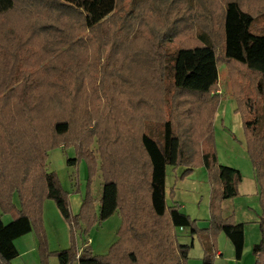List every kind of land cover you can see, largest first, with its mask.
<instances>
[{
	"label": "rangeland",
	"instance_id": "1",
	"mask_svg": "<svg viewBox=\"0 0 264 264\" xmlns=\"http://www.w3.org/2000/svg\"><path fill=\"white\" fill-rule=\"evenodd\" d=\"M239 1L248 10H264V0ZM33 2L15 0L14 9L0 16V120L11 122L8 131L1 135L2 141L7 142L6 146L13 144L23 148L22 152L28 155L34 153V144H38L42 136L40 131L47 130L54 121L41 110V94L36 93L40 92L37 91L40 86L43 87L41 92L48 90L51 78L47 71L52 68L63 82L62 88L55 86L52 92H57L56 95L70 104L68 116L62 120H68L74 128L71 131L79 133L82 139L92 137L89 149L96 168L90 175L86 159L79 158L75 148L60 145L47 152L46 169L55 173L66 193L71 216L79 215L84 206L89 215L97 212L106 182L105 173L101 171L99 143L106 141L104 135L107 141H113L110 138L116 132L111 133L110 129L122 125L120 129L134 135L138 127L141 130L149 124L156 134L161 128L157 121L164 116L175 117L179 112L189 133L195 137L200 100L177 93L165 71L157 78L161 70L155 72L154 50H159L163 43L162 51L168 58L178 47L196 43L202 32H207L220 46L221 13L226 0H145L144 6L140 0H117L114 13L101 28L107 40L94 38V42L91 36L85 46L80 45V41L86 42L88 32L76 30L77 19L60 17L56 10L44 11ZM183 16L186 20L190 16L189 26L179 22ZM260 25L264 26V22ZM172 38L171 42L167 41ZM218 73L217 98L211 117V144L216 164L238 170L241 177L246 178L253 168L245 143L243 115L231 91H243L257 112H264V100L255 94L254 79L241 70H234L230 75L225 66L220 65ZM231 78L239 83L238 88L234 83L236 89H231ZM189 139L190 134L187 144ZM117 154L116 151L111 159H123ZM4 184L0 179L3 192L9 190ZM165 189L166 207L176 205L190 220L197 222L198 229V222L209 219L211 183L201 162L193 167L167 166ZM10 200L12 206L19 209L17 192L10 191ZM41 206L45 234L58 248L73 247L80 252L90 247L96 256H103L108 252L107 246L118 240V215L102 223L90 221L88 226L90 218L86 220L83 216L79 229H72L53 201L46 199ZM0 220L7 225L11 217L1 215ZM185 231L190 238L177 236V241L191 245L188 264H202L200 236Z\"/></svg>",
	"mask_w": 264,
	"mask_h": 264
},
{
	"label": "trees",
	"instance_id": "2",
	"mask_svg": "<svg viewBox=\"0 0 264 264\" xmlns=\"http://www.w3.org/2000/svg\"><path fill=\"white\" fill-rule=\"evenodd\" d=\"M140 3L144 6L145 0H140ZM33 4L47 12L56 10L60 17L77 19L76 30L88 32L86 42L80 41V45L85 46L91 36L93 41L94 38L107 40L101 28L114 13L117 0H34ZM14 7L15 0H0V16ZM179 22L189 26L192 20L190 16L187 20L183 16ZM261 22H264V10H248L239 0H226L221 13L220 46L207 32H202L198 34L196 43L178 47L168 58L162 51L163 43L159 50H154L155 72L161 70L157 78L166 72L177 93L200 100L196 135L194 137L189 133L190 129L179 112L175 117L164 116L157 121L161 128L156 130V134L149 124L141 130L138 127L134 135L120 129L122 125L110 129L111 133L116 132L110 138L113 141H107L104 135L106 141L99 143L101 171L105 173L106 182L97 212L89 215H86L84 206L79 215L71 216L66 193L61 189L55 173L46 169L47 152L60 145L75 148L78 157L86 159L90 175L96 168L89 149L92 137L82 139L79 133L71 131L74 128L68 120H62L68 116L70 104L56 95L57 92L53 93V87L62 88L63 82L56 71L49 69L47 74L51 81L47 85L48 90L41 92L43 87L40 86L37 89L40 92L36 93L41 94V110L54 121L47 130L40 131L42 136L38 144H34L32 155L23 153V148L17 145L6 146L7 142L2 141L1 135L8 131L11 122L0 120V179L4 180V187L9 188L5 192L0 190V217L5 214L11 217L7 225L0 220V264H11L18 256L14 241L30 233L36 238L39 264H48L50 257L56 258L58 264H188L191 245L178 243L177 230H189L190 235L200 236L202 264H213L215 242L219 235L228 240L235 260L239 261L244 245L243 226L235 224L232 216L223 218L222 203L237 196L242 177L238 170L216 164L211 144V117L217 98L220 65H224L230 75L234 70H241L244 75L253 78L255 94L258 99L264 100V26L260 25ZM174 38L167 41L171 42ZM230 83L232 90L238 88L239 83L232 78ZM231 94L237 99L238 111L243 115L245 143L262 210V236L259 244L252 248V253L257 257L255 264H264V112H257L243 91L233 90ZM61 110H64L63 113ZM189 134L191 141L187 144ZM114 151L123 159H111ZM111 152L114 153L109 154ZM200 162L207 170L211 183L209 219L205 229H198L195 220H190L176 205L166 207L165 202L166 167L181 164L193 167ZM10 191L18 193L19 209L11 204ZM46 199L55 203L72 229H79L81 218H90L88 226L90 221L102 223L117 214L120 218L117 242L103 256L93 255L90 247L80 252L73 247L49 252L42 225L41 205Z\"/></svg>",
	"mask_w": 264,
	"mask_h": 264
},
{
	"label": "crops",
	"instance_id": "3",
	"mask_svg": "<svg viewBox=\"0 0 264 264\" xmlns=\"http://www.w3.org/2000/svg\"><path fill=\"white\" fill-rule=\"evenodd\" d=\"M237 192L238 194L235 198L226 200L222 203V216L223 218H229L232 216L235 224L243 226L244 245L242 257L239 261H236L230 243L223 235H219L215 242L216 252L213 264L256 263L257 257L252 253V248L259 244L261 240L260 219L262 216V210L259 202V189L255 180L254 170H252V173L249 174L248 177H242ZM49 209H51V207H49ZM116 215L117 214H114L113 216ZM207 221V219H204L198 222L200 229H205L207 227ZM44 230L46 232L45 225ZM178 232L179 233H177L176 236H185L187 239L190 238L185 230H178ZM46 236L49 252L53 253L65 250L64 248L66 246H60V248H58L57 244H55L48 235ZM14 246L17 250L18 256L11 261V264H39L37 242L32 233L16 239L14 241ZM110 246L111 244L107 246V251ZM106 254L107 252H105L104 255ZM93 255L95 254L93 253ZM48 264H58V261L56 258L50 257L48 259ZM73 264L77 263L74 262Z\"/></svg>",
	"mask_w": 264,
	"mask_h": 264
}]
</instances>
